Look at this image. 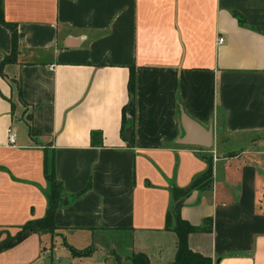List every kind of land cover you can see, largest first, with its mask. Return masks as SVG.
Segmentation results:
<instances>
[{
	"label": "crops",
	"instance_id": "crops-1",
	"mask_svg": "<svg viewBox=\"0 0 264 264\" xmlns=\"http://www.w3.org/2000/svg\"><path fill=\"white\" fill-rule=\"evenodd\" d=\"M1 4L18 47L6 62L0 24V242L45 216L46 155L64 199L54 232L1 251L0 264H131L139 253L170 264L171 188L190 187L208 160L211 183L189 193L180 216L198 227L211 219L212 231L189 234L188 247L212 264H264V0ZM132 67L133 130L122 135ZM178 104L212 130L211 148L178 144Z\"/></svg>",
	"mask_w": 264,
	"mask_h": 264
},
{
	"label": "trees",
	"instance_id": "trees-1",
	"mask_svg": "<svg viewBox=\"0 0 264 264\" xmlns=\"http://www.w3.org/2000/svg\"><path fill=\"white\" fill-rule=\"evenodd\" d=\"M240 24H245L244 20L236 15ZM0 24L5 26L11 36V53L5 58V61L12 62L15 59L17 52V31L13 24L5 22L2 15V4L0 0ZM20 94V87L18 88ZM128 94L130 101L122 110V135L126 133L132 134L134 116H135V95H136V76L135 70L132 67L130 69V75L128 80ZM183 112L180 104L177 105V115L180 118V114ZM31 134V131H30ZM90 141L92 145L99 146L102 142V135L99 131H92L90 133ZM133 142L132 135L128 140L131 145ZM212 163L208 160L206 170L196 180L192 182L190 187L187 189L171 188L172 192V204L166 214V227L171 229L176 234V251L175 256L170 264H212L210 258L204 257L199 253L193 252L188 247V236L191 233L197 232H211L212 231V220L205 219L202 226H193L188 221L184 220L180 216V209L184 204L186 197L189 193L196 189L207 188L212 179ZM44 177L47 183V209L45 216L41 219L30 220L26 224L20 227V230L13 237H8L4 241L0 242V252L11 248L12 246L19 243L21 240L33 233L39 232H54L56 229L54 225V213L59 207V204L63 201V187L61 182L56 178L54 171V163L52 156H45L44 159ZM90 188V183L73 196L76 198ZM72 256L78 258L88 254V251H79L70 248ZM131 264H149L148 258L144 254H135L130 258Z\"/></svg>",
	"mask_w": 264,
	"mask_h": 264
},
{
	"label": "water",
	"instance_id": "water-1",
	"mask_svg": "<svg viewBox=\"0 0 264 264\" xmlns=\"http://www.w3.org/2000/svg\"><path fill=\"white\" fill-rule=\"evenodd\" d=\"M180 121L186 132V135L184 138L178 141V144L211 148L213 141L211 129H204L199 124L188 118L184 113L180 114ZM127 137H129L128 134Z\"/></svg>",
	"mask_w": 264,
	"mask_h": 264
},
{
	"label": "built area",
	"instance_id": "built-area-1",
	"mask_svg": "<svg viewBox=\"0 0 264 264\" xmlns=\"http://www.w3.org/2000/svg\"><path fill=\"white\" fill-rule=\"evenodd\" d=\"M220 43H222V39H219V44ZM8 140H9L10 143L14 142V135L12 133H9ZM50 264H60L59 263V257L58 256H53Z\"/></svg>",
	"mask_w": 264,
	"mask_h": 264
}]
</instances>
